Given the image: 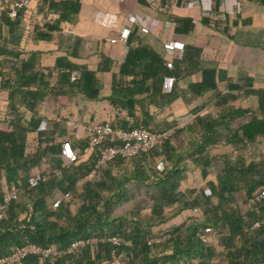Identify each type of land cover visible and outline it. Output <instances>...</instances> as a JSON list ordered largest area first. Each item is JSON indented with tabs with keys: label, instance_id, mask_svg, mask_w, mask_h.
<instances>
[{
	"label": "trees",
	"instance_id": "16d2710c",
	"mask_svg": "<svg viewBox=\"0 0 264 264\" xmlns=\"http://www.w3.org/2000/svg\"><path fill=\"white\" fill-rule=\"evenodd\" d=\"M42 1L58 13L54 24L45 26L46 34L63 23H73L80 8L78 0ZM24 12L21 9L12 15L6 3L0 10V91L8 93L4 119L7 129L0 130V202L8 190L16 191L0 219V259L33 244L59 253L52 264H264V196L260 197L264 162H247L240 153L241 148L264 138V89L241 91L230 85L228 92L212 105L213 111L196 116L192 125L176 131L163 145L129 159L117 157L90 178L100 151L112 143L106 138L86 160L61 167L56 157L58 146L50 145L55 133L36 110L44 96L56 100L58 84L72 93V80L76 78L72 67H63L56 80H51L52 73L42 72L40 54L27 51L21 44L26 36L22 26ZM33 34L38 42L48 39L39 30ZM200 53L198 48L184 45L175 70L143 47L130 51L121 68L142 71L144 81L147 72L175 80L182 76L181 63L189 61L187 71L198 70ZM141 56L148 59H140ZM55 67L62 68L57 63ZM156 79L153 80L159 81ZM205 79L209 78L204 77L203 82ZM158 95L160 105L169 106L179 93L172 89ZM246 99H253L255 107L233 106ZM27 114L30 119H26ZM238 120L244 122L233 127ZM31 131L37 134L38 146L43 147L33 154L27 142ZM185 132L193 133V138L176 145L174 141ZM224 147L230 150L215 152ZM42 156L51 159L52 167L32 175ZM216 161L222 164V170L214 180L208 179L195 189L180 188L188 170L201 169L205 180ZM34 177L40 179L31 186ZM42 177L46 179L41 180ZM133 184L155 190L148 214L136 211L112 215L116 204L128 201ZM57 192L68 197L54 208L50 200ZM239 192L244 193L246 211L235 199ZM75 201H80V205L73 212ZM184 212H198L200 217L178 222ZM205 229L210 231L206 233ZM205 235L209 242L203 241ZM210 237L217 239L216 245ZM109 238L120 242L111 244ZM91 239L96 241L68 252L73 243ZM23 264L51 263L29 255Z\"/></svg>",
	"mask_w": 264,
	"mask_h": 264
},
{
	"label": "crops",
	"instance_id": "0c3cea01",
	"mask_svg": "<svg viewBox=\"0 0 264 264\" xmlns=\"http://www.w3.org/2000/svg\"><path fill=\"white\" fill-rule=\"evenodd\" d=\"M78 1L80 8L74 22L63 23L48 35L45 26H52L58 13L49 10L42 0H30L22 21L27 37L21 44L27 51L40 54L42 72L52 73L51 80H56L63 67H72L76 78L72 80V93L58 84L56 100L44 96L36 110L55 133L53 142L58 143L56 157L62 168L71 164L61 155V142L68 139L77 152L84 150L85 129L91 124L108 123L123 130L140 125L152 132H168L171 137L192 125L196 116L213 111L212 105L230 85L241 91L264 89V0H163L161 4L160 0ZM128 15L134 22H129ZM124 29L129 30L126 39L121 38ZM34 30L48 39L34 40ZM184 45L200 50L199 67L191 72L187 71L189 61L179 64L182 76L178 79L147 72L144 81L142 71L121 68L130 51L144 47L176 70ZM155 77L159 81L155 82ZM204 77L211 81L203 82ZM172 89L179 96L169 106L160 105L158 94ZM94 95L96 98L91 99ZM7 99L8 93L0 91V130L7 129ZM239 105L254 108L255 101L246 99L233 106ZM30 117L27 114L26 119ZM193 136L185 132L179 142H188ZM27 142L29 147L39 148L34 131L27 134ZM226 150L230 148L215 152ZM79 160L86 157L81 155ZM51 167V159L42 156L31 174ZM193 179L198 186L193 185ZM208 179L214 180L208 176L203 181L201 169H190L180 188L195 189ZM190 217L184 212L178 222Z\"/></svg>",
	"mask_w": 264,
	"mask_h": 264
},
{
	"label": "built area",
	"instance_id": "2783aa9c",
	"mask_svg": "<svg viewBox=\"0 0 264 264\" xmlns=\"http://www.w3.org/2000/svg\"><path fill=\"white\" fill-rule=\"evenodd\" d=\"M5 3L10 6L12 15H15V13L20 11L21 9H26L30 3V0H0V10L2 9ZM128 20L129 22H134V18L130 15H128ZM128 33L129 30L124 29L121 33V38L126 39ZM167 67L171 69L172 64L167 63ZM85 132L87 135V142L86 148L84 150L77 152V150L73 147L71 141L65 139L61 142V155L63 156L66 162H68L69 164H73L80 159L81 155L85 156L87 159L90 156L91 152L94 150V148L101 145L106 138H109L112 145L106 146L100 151L99 157L97 158L89 174L90 178H93L96 175L97 170L100 167L104 166L108 162H111L115 158L121 157L123 159H129L139 154L148 153L152 149L163 145L164 142L170 137V134L168 132H152L144 128H133L131 130H123L114 128L108 123L91 124L86 127ZM39 179L40 178L36 177L31 178V186H34ZM45 179L46 177L41 178V180ZM15 195L16 191L13 190L10 193L6 194L3 200L0 202V219L3 218L4 212L6 211L7 207L10 204V201L15 197ZM262 196H264V188L260 197ZM67 197L68 194H65L57 198L53 203V207H58L61 200L66 199ZM254 225L258 226V223ZM209 231V229H205L206 233H208ZM202 239L204 242L210 241L209 237L206 235L203 236ZM95 241L96 239H91L87 242H75L71 245L68 252L72 251L78 246H83L85 243H91ZM107 241L114 245H118V243L120 242L118 238H109L107 239ZM58 254L59 253L54 249L44 250L33 244H27L14 251L10 255L1 258L0 264H23L24 260L29 255H38L42 260L49 259L50 263L52 264V262L54 261V257Z\"/></svg>",
	"mask_w": 264,
	"mask_h": 264
},
{
	"label": "rangeland",
	"instance_id": "374dc122",
	"mask_svg": "<svg viewBox=\"0 0 264 264\" xmlns=\"http://www.w3.org/2000/svg\"><path fill=\"white\" fill-rule=\"evenodd\" d=\"M24 31L26 32L25 28H24ZM25 32H24V36H25ZM25 37H27V34ZM239 122H240V120L234 122L233 125L237 126L239 124ZM182 143L183 142L181 140H180V142H179V140L176 141V145L181 146ZM57 144H58L57 142L56 143L52 142L50 145L56 146ZM40 149H42V147L34 148V147L30 146V148H29L30 153H32V154L37 152V151H40ZM240 153L243 154V156L245 157L247 162L251 161V160H255V161L261 160L264 162V138H260L259 140H257V142L255 144L247 145L244 149L241 148ZM209 170H210L209 177L215 178L221 172L222 164L219 163L218 161H216V162H214V164L212 165V167ZM200 181H202V180L200 179ZM192 183L195 186L199 185V184H197V182H195L194 179L192 180ZM79 186H81V185H79ZM182 189H184V187H182ZM10 192H11V190H8L6 192V194H8ZM61 193L57 192L56 194H54V196L50 200L51 205L54 203V201L57 198H59L61 196ZM154 193H155V190L152 188L147 190V188L145 186L140 185V184L131 185L130 191H129L128 201L116 204L112 215L124 216L125 214H127L129 212H136V211H140L142 214H148L149 209H150L151 204H152L151 195ZM235 199L239 203L241 210L246 211L248 206L244 200L245 199L244 193L243 192L237 193L235 196ZM79 205H80V201H75L71 206L72 211L75 212ZM188 213L191 215V217H193V216H199L200 217V214L198 212H193V213L188 212ZM211 242H212V244L214 243L216 245L217 239L212 237Z\"/></svg>",
	"mask_w": 264,
	"mask_h": 264
}]
</instances>
